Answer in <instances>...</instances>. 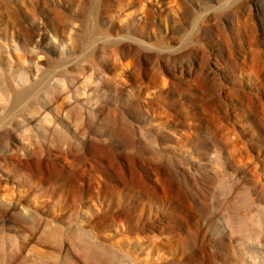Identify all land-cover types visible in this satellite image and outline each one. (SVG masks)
Here are the masks:
<instances>
[{"label": "rangeland", "instance_id": "obj_1", "mask_svg": "<svg viewBox=\"0 0 264 264\" xmlns=\"http://www.w3.org/2000/svg\"><path fill=\"white\" fill-rule=\"evenodd\" d=\"M263 61L264 0H0V264H264Z\"/></svg>", "mask_w": 264, "mask_h": 264}, {"label": "bare ground", "instance_id": "obj_2", "mask_svg": "<svg viewBox=\"0 0 264 264\" xmlns=\"http://www.w3.org/2000/svg\"><path fill=\"white\" fill-rule=\"evenodd\" d=\"M254 57L255 59H257L259 55ZM261 75L259 74L258 78L259 77L261 78L263 76ZM262 78H264V76ZM112 130L116 131L115 125H112ZM29 220H31L30 216L27 218L24 217V222L28 225L29 228L30 227L33 228L32 230H34V232H40V231L42 232L43 230H45L46 228L45 224L43 223L35 224L33 220L32 221ZM85 235L82 232H77V233L67 234L65 237V242H68L71 248L72 247L74 248V246L77 247V252L84 264H120L121 263V260L116 258V256L111 251H109L110 249L106 250L103 247H101V245L98 243L92 244V242L88 240V237ZM58 237H59V233L55 231H52L45 236V238L47 239L53 238L54 240H57ZM28 254L32 255L33 251H28Z\"/></svg>", "mask_w": 264, "mask_h": 264}]
</instances>
